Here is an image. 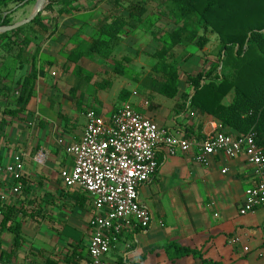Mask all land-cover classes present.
I'll return each mask as SVG.
<instances>
[{
  "label": "crops",
  "instance_id": "0c3cea01",
  "mask_svg": "<svg viewBox=\"0 0 264 264\" xmlns=\"http://www.w3.org/2000/svg\"><path fill=\"white\" fill-rule=\"evenodd\" d=\"M134 97L138 92L128 101L137 110L173 133L185 129L191 139L210 132L218 121L177 102L171 124L165 125L160 103ZM70 100L36 88L27 110L0 122V166L17 153L25 165L20 193H9L3 204L21 222L23 243L16 247L13 233L0 226V264H90L92 200L80 187L66 186L60 175L73 161L59 140L78 141L87 121L86 112ZM157 157L156 174L139 188L140 201L153 216L151 225L125 223L103 264H264V208L239 214L252 183L245 162L215 157L202 165L193 153L171 155L164 145L158 146ZM172 243L190 253L176 256L174 248H166Z\"/></svg>",
  "mask_w": 264,
  "mask_h": 264
},
{
  "label": "rangeland",
  "instance_id": "374dc122",
  "mask_svg": "<svg viewBox=\"0 0 264 264\" xmlns=\"http://www.w3.org/2000/svg\"><path fill=\"white\" fill-rule=\"evenodd\" d=\"M134 1H142L147 7L140 24L136 28L125 27L110 43L111 46L92 52L91 46L99 36L98 23L108 14L123 13V8ZM37 2L31 0L11 13V24L28 19ZM16 5L12 2L0 7V13ZM74 5L80 6V11L57 18L54 13L46 11V6L41 11L50 31L57 27L50 37L31 22L7 35L0 33V81L6 84L1 89L0 95L4 97L0 101L15 103L21 81L36 70V88H40L41 94L67 100L73 96L75 102L72 103L81 113L95 109L110 114L126 102L119 97L122 90L127 91L128 100L132 99V92L137 91L138 97L134 98L144 104H161L160 121L163 119L165 125H170L174 107L177 108V102L183 103L181 95L192 91L188 77L220 58L221 43L217 33L202 28L196 18L186 21L173 0H78ZM52 6L57 12L62 4L56 0ZM184 26L183 39L174 46L171 34ZM191 33H196L194 40L187 37ZM203 35L208 42L201 47L198 41ZM74 50L86 53L80 71L67 59ZM124 58H128L129 63H125ZM32 62H35V69ZM162 62L174 66L180 74V91L175 99L160 95L148 86L151 80L160 76L157 70ZM117 63H124L123 74L116 71ZM6 86L11 87L12 93L7 92ZM77 86H81L80 90L73 93L72 89Z\"/></svg>",
  "mask_w": 264,
  "mask_h": 264
},
{
  "label": "built area",
  "instance_id": "2783aa9c",
  "mask_svg": "<svg viewBox=\"0 0 264 264\" xmlns=\"http://www.w3.org/2000/svg\"><path fill=\"white\" fill-rule=\"evenodd\" d=\"M86 119L78 141L64 144L60 139L59 142L73 161L71 167L60 173L63 183L80 187L92 200L90 264H103L125 223L143 228L151 225L153 216L141 203L139 188L158 170L160 145L166 146L171 155L193 153L194 160L202 165H209L215 157L242 159L249 168L252 183L244 191L239 214L247 215L264 208V147L257 142L255 132L231 133L218 120L211 124L210 132L191 139L185 129L173 133L159 126L129 101L110 114L89 110ZM24 171V159L19 153L0 166L1 205L9 193H20ZM222 172L226 173L227 169Z\"/></svg>",
  "mask_w": 264,
  "mask_h": 264
},
{
  "label": "trees",
  "instance_id": "16d2710c",
  "mask_svg": "<svg viewBox=\"0 0 264 264\" xmlns=\"http://www.w3.org/2000/svg\"><path fill=\"white\" fill-rule=\"evenodd\" d=\"M53 1L56 0H50L46 11L54 13L56 18L59 15H72L81 9L80 6L74 5L78 0H57L62 7L55 12ZM12 2H16L17 5L5 13H0V26L10 25L11 13L26 6L31 0H0V7L8 6ZM173 2L186 21L196 18V22L202 28L217 33L221 43L219 60L188 77L192 91L181 95L182 107L192 108L200 114H208L218 119L231 133L246 134L253 131L256 133L257 142L264 147V0H173ZM123 9V13L108 14L98 23L99 36L91 46L92 52L111 46L110 43L125 27L136 28L147 7L142 1H134ZM31 23L38 25L43 33H47V37L52 36L57 28L50 31L42 18V12ZM12 31L15 32L16 29ZM12 31L4 32L2 35ZM185 32L186 26L172 32L171 40L174 46L181 43ZM187 37L194 40L196 33L188 34ZM207 42L208 38L205 35L198 41L201 47ZM84 56L86 53L74 50L67 59L76 64L80 71ZM129 61L128 58H124L125 63ZM32 65L35 69V62H32ZM115 68L119 74H123L124 63H117ZM157 72L160 76L148 83L149 88L168 98H176L180 91L178 69L167 62H162ZM37 76L38 73L34 70L31 75L23 78L15 103L0 101L2 124H6L5 118L13 119L27 110L34 97ZM5 85L0 81V94ZM80 88L81 86H77L72 92L75 93ZM6 90L12 93L11 87L6 86ZM127 95V91L122 90L119 97L123 101H128ZM1 97H4L3 94ZM70 99L75 101L73 96ZM3 160L4 156L0 153V165ZM0 210L2 211L0 226L13 233L14 244L19 247L23 243L21 222L14 221V211L10 208L5 209L0 204ZM2 243L0 233V247ZM166 248H174L176 256L190 253L188 248L173 243Z\"/></svg>",
  "mask_w": 264,
  "mask_h": 264
},
{
  "label": "water",
  "instance_id": "95a60500",
  "mask_svg": "<svg viewBox=\"0 0 264 264\" xmlns=\"http://www.w3.org/2000/svg\"><path fill=\"white\" fill-rule=\"evenodd\" d=\"M48 1L49 0H38L35 11L28 19L22 22H19V23L8 25V26H0V33L12 31L20 27L21 25L31 22L45 8V6L48 4Z\"/></svg>",
  "mask_w": 264,
  "mask_h": 264
}]
</instances>
